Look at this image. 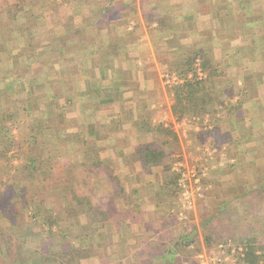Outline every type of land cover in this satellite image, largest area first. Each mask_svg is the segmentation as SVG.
I'll return each instance as SVG.
<instances>
[{"label":"crops","instance_id":"1","mask_svg":"<svg viewBox=\"0 0 264 264\" xmlns=\"http://www.w3.org/2000/svg\"><path fill=\"white\" fill-rule=\"evenodd\" d=\"M235 30L245 37L239 48L258 53V59L249 58L251 77L243 93L256 87L264 94V0H0V122L5 115L11 124L18 119L16 127L30 122L31 131H42V125L56 131L51 141L62 158L54 175L61 177L72 160L70 165L83 170L85 184L89 177L86 191L110 194L102 207L93 197L79 198L80 186L72 179L52 183L39 202L54 209L62 232L52 229V244L41 231L33 240L25 238L13 251L20 261L7 264H199L183 244L189 234L175 218L174 190L167 192L173 180L152 169L159 163L145 166L137 150L152 135L147 123L156 107L150 106L155 83L161 79L165 87L170 74L160 69L162 60L180 63L185 49L203 50V38L210 36L204 39L227 59L229 71L220 79L235 81L240 60L232 50ZM229 81L225 86L235 83ZM261 106L253 105L257 111ZM245 108L242 103L239 111L246 113ZM238 117L249 131L236 158L249 159L256 149L264 151V121ZM218 126L233 143L229 124ZM63 159L68 166L58 170ZM45 184L37 181L35 191L44 192ZM262 186L258 181L255 187ZM257 208L261 219L247 212V223L263 229L264 238V203ZM16 222L0 220L8 229Z\"/></svg>","mask_w":264,"mask_h":264},{"label":"rangeland","instance_id":"2","mask_svg":"<svg viewBox=\"0 0 264 264\" xmlns=\"http://www.w3.org/2000/svg\"><path fill=\"white\" fill-rule=\"evenodd\" d=\"M234 33L235 38L233 40L236 45H234V48L232 49L235 53L233 55L240 59L237 60L238 62H236L234 66V72L236 71L238 75V78L235 76V81H229L227 78L226 80L220 79L221 72L224 70L227 72L229 71V69L226 70L227 59L224 60L222 57L223 52H219L217 49L219 47H214L211 44V41L204 39H208L210 36L206 37L205 35L203 38V44L201 45L203 50L209 55V59L213 64L216 63V59L219 62L216 63L217 65L215 64L216 66H214L217 67L218 73L220 74L218 77L216 76L214 77L215 79H213L214 89H209L207 93V100H210V102L206 103V106L204 107L206 110L215 113L210 112L205 114L202 111V107L199 106L195 109L192 115H188L183 118H178L174 115L172 112L174 104L172 87L176 84H173L172 81L169 82L168 76H176L182 81V83L185 79L172 73L167 75L164 79L165 85L168 89L166 86L164 87L161 79L156 81V92L154 93L150 104V106L155 105L156 107L149 110L147 127L152 132V135L149 136L148 140L150 141L148 142L154 144L157 152L160 151L163 155L161 160L157 162L159 165L152 169L154 170L157 168L158 171L159 168V170L164 173L163 177L165 178L167 176L168 182L169 179L173 180V184H170L171 187L167 189V192H172V189L174 190V193H172L177 198L178 205L174 214L182 232L187 233L188 235L193 231H196V234L191 242H189V238H187L185 243H183L186 247H188L189 259L193 261V263L196 261V257L198 259V256L202 252L206 250L212 251L218 245L228 243L243 246L246 249L251 245L256 256L259 258V264H261L262 261L264 263V249H261L264 247V238L262 237L263 229L260 233V228L257 224L254 225L253 223H247V219H249L247 212L248 215L251 213L255 219H261L257 213V203H264V186L260 187L262 188L261 190L255 186L258 181L264 184L261 180L264 179V151L262 149H256V151H254L255 153H253L252 157L249 159L248 157L246 159L236 158L239 153L238 149H243L244 143L241 142V139L243 137L246 138L247 141L249 131H245V124L240 122L243 118L241 119L238 116L239 114H245L246 121H248L247 123L253 122V119L255 120L256 116L257 118H262L261 122H263L264 94L258 93L256 87L250 88L247 91L248 94L243 93V85L246 84V81L251 77V64L249 62V58L252 59L255 55L257 58L258 53L255 48H250L248 50L244 48L240 49L239 46L243 47L241 43H243L245 37L242 32H239L238 30H235ZM190 48L191 47L185 49V51H188ZM193 49L194 48H192V50ZM252 50L253 52H251ZM245 53L247 56L243 59L242 55ZM176 65L177 63L175 61H166L163 59L162 65L159 64V67L162 70L165 69L164 72L169 73L174 67H176ZM253 65L256 70H260L259 63H254ZM195 69L199 79H205L207 77V74L201 71L199 60H196ZM232 70L233 69H230V72H232ZM191 76L192 74H190L188 78H191ZM228 81L235 83L229 87L225 86ZM250 82L251 81L248 83ZM255 102L259 103V106L262 105L258 111L253 107ZM240 103L247 106V108H245L246 113L239 110L232 113L231 108H238ZM248 108H251L249 115ZM28 114L30 113H27L26 116ZM25 118L27 119V117ZM219 122H221V124H229V136L234 140L233 143L228 141L223 127L220 129L218 126ZM16 123L17 121L14 123L15 127L11 129V135L18 143H20L21 148H18L17 150L14 149L9 153L10 155L16 157L7 166L9 167L8 169L12 175H17L19 169H24V166L27 164L28 157H30L29 147L32 146L34 142L33 137L37 140L35 147L38 146L34 148L35 156L37 154L41 156L43 169L51 175L49 178L50 180H46L43 176L41 179H36L34 182L30 181L25 184L27 186V190L28 186L33 185L32 188L35 192L34 197L29 194L26 200L31 202L34 198L33 205L38 209L46 211L47 208L44 206L43 201L39 202L40 196L42 194L49 195V192H46L47 188L50 187L52 183L60 181L61 177H65L66 180L72 179L73 183H77V185L80 186V189H76V193L79 198L86 195L89 198L93 197V202L95 201L102 207H105L104 200L107 202L110 194L105 191L104 193H90L89 191H86L85 185L89 183V177L85 178V184V181L83 180V177L85 176L83 174V170L75 169V165L74 167L70 165L69 163L73 164L72 160L68 162L69 168L65 170L66 172L62 170L63 175L61 177L54 175V172L57 170L54 169V167H57V160L62 158L61 156H59L60 158L57 156V150L54 148V143L51 141L53 137L52 135H54L56 131L54 132L48 126L42 125L43 128L40 129L42 131L32 132L31 129H29L30 122H25L24 126L20 125V127H16ZM9 125H11V123ZM158 126L163 127L161 128V132H157ZM255 131L256 130L253 129L252 133ZM255 135L256 134L251 135L252 138L256 139L258 135L256 137ZM214 137L216 141H214ZM215 142L221 143L217 144ZM62 143L63 142L61 141L60 144ZM228 149H231V153L228 152ZM44 159H46V162H44ZM63 160L64 164L61 168H58V170L67 168V161L65 159ZM176 163H182L185 169H196L197 173L200 175H202L206 170L207 175L201 178L202 191L200 192V195L197 196L195 207L192 210L184 209L185 211H183L182 209L181 196L178 190V175L175 169ZM153 170L150 171L151 173L147 170V174L151 175ZM256 170H258V172ZM5 171L6 164L4 162H0V174H4ZM255 171L257 173H255ZM219 172L221 175H217ZM174 177H176V180ZM41 180L46 183L45 191L36 192L35 188L37 181ZM164 181L165 179L163 182ZM14 183L15 182L12 181L10 186ZM98 184L99 181L96 180V185ZM37 199L38 202H36ZM181 213H183V217L181 216ZM30 214L31 212L27 214L26 212H23L22 218L25 220L24 222L30 221L28 218ZM114 215L116 216V213L109 214L107 218L113 219ZM188 217H190V219ZM191 217H197V219L192 220ZM262 219H264L263 216ZM37 220L33 221L38 222ZM236 220H240L241 222L237 224L235 222ZM29 223H31L30 225L33 224L32 221ZM37 225L38 223L34 224V227H37ZM3 227L5 226L3 225ZM238 229L241 230L240 234L237 233ZM47 231L48 230L44 232L46 233L44 235L46 239L49 236ZM58 232H62V230L59 229ZM207 235L212 236L213 240V243L211 244L213 247L210 246V249H208L209 246L205 243V236ZM35 237L36 236H32L31 240L35 239ZM258 251H261V253L258 254Z\"/></svg>","mask_w":264,"mask_h":264},{"label":"trees","instance_id":"3","mask_svg":"<svg viewBox=\"0 0 264 264\" xmlns=\"http://www.w3.org/2000/svg\"><path fill=\"white\" fill-rule=\"evenodd\" d=\"M196 60L200 61L201 71L207 74L205 79L198 78L195 69ZM214 65L215 64L210 61L209 55L204 50L189 49L188 51H184V58L171 70L170 73L177 74L180 78L185 79L183 83H178L172 87L174 95L172 112L178 118L192 115L195 109L199 106L202 107V111L205 114L212 112L206 110L204 107L206 106V103L210 102V100H207V93L209 89H214L213 79L220 74L218 73L217 67H215L216 65ZM190 74H192V76L191 78H188ZM241 106L242 103L239 104L238 108H231L232 113L238 111ZM27 117H31V115L28 114ZM12 120V118L4 115L0 122V162L6 164L5 173L0 174V220L6 217L8 219H16L17 222L9 229L0 224V263L2 264L20 261V258H22L21 254H14L13 251L26 244L25 238H32V236H36V232H46V230H48L47 232L49 233V236L47 239H50L48 241L52 244V229L57 227L61 230V225H58L57 222L59 216H54V209L46 207L45 201H43V203L47 209L46 211H43L33 205L34 198L31 202L26 200L29 194L34 197L35 192L33 188H29L30 186H28V190H24V188H26L25 184L30 181L34 182L36 179H41L43 176L46 180H50L49 178L51 177L50 173L43 169L41 156L38 154L35 156L34 148L38 147H35L37 141L36 138L34 139L33 137V145L29 147L30 157H28V162L24 166V169L20 168L17 175H12L8 169L9 167H7L8 164L16 158L9 153L14 149L17 150L18 148H21L20 143H18L11 135V129L15 127L14 123L9 125V122ZM15 120L17 121L18 119L15 118ZM33 121H35V119H33ZM161 128L163 127L158 126L157 132H161ZM32 132H35V130L32 129ZM137 154L139 159L145 165L155 164L161 160L163 156L162 152H157L155 145L151 143L141 145L137 150ZM44 162H46V159H44ZM174 178L176 180V177ZM12 181L15 183L10 186ZM23 212H26V214L31 212L28 216L30 221L24 222L25 220L22 218ZM33 220H37L38 222H34ZM31 221L33 222L32 225L29 223ZM37 223V227H34V224ZM21 229L22 232L24 230L26 232L24 231L23 234L22 232L20 233ZM65 240L67 241V238L64 239V248L68 246ZM205 243L209 246L208 249H210V246L213 243L212 236H205ZM42 246L45 245L42 243ZM50 247H52V245H50ZM64 256H66V254H63L61 258ZM52 257L54 256H50L49 258ZM246 260L250 264H259V258L256 256L251 245L247 247Z\"/></svg>","mask_w":264,"mask_h":264},{"label":"built area","instance_id":"4","mask_svg":"<svg viewBox=\"0 0 264 264\" xmlns=\"http://www.w3.org/2000/svg\"><path fill=\"white\" fill-rule=\"evenodd\" d=\"M173 84L182 83L176 76H168ZM175 169L178 175V190L181 196L182 209L192 210L195 207L197 196L202 191L201 178L206 176V170L202 175L196 169H185L182 163H176ZM183 217V213H181ZM247 249L243 246L220 244L212 251H204L198 256L199 264H250L246 260Z\"/></svg>","mask_w":264,"mask_h":264},{"label":"water","instance_id":"5","mask_svg":"<svg viewBox=\"0 0 264 264\" xmlns=\"http://www.w3.org/2000/svg\"><path fill=\"white\" fill-rule=\"evenodd\" d=\"M195 234H196V231H193L192 233L189 234V236H188L189 242H191L193 240Z\"/></svg>","mask_w":264,"mask_h":264}]
</instances>
